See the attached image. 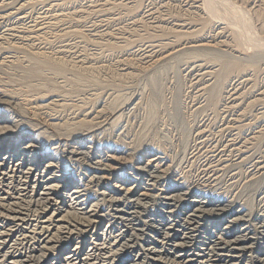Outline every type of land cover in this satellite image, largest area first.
Returning a JSON list of instances; mask_svg holds the SVG:
<instances>
[{"label":"rangeland","instance_id":"obj_1","mask_svg":"<svg viewBox=\"0 0 264 264\" xmlns=\"http://www.w3.org/2000/svg\"><path fill=\"white\" fill-rule=\"evenodd\" d=\"M263 7L264 0H0V95H5L0 96L2 99L0 103L5 109L3 116L10 122H16L19 127L25 125L27 130L30 128L33 130L39 126V123H42L40 126L43 125L44 130L43 128L42 130L47 133L45 136L43 134L40 139L46 140L50 144H46L47 148L51 147L52 150V152L46 153V158L54 164L57 171L59 170L58 176L64 175L69 181L74 182L75 186L80 187L93 198L94 204H98L96 205L100 208L99 215L101 213L104 221H102L100 230H103L107 222L113 221V218L117 216L116 213H113L114 207L110 206L111 202L108 201V197L101 196L106 188L103 185L102 175L105 173L103 177L105 175L107 177L108 172L104 167L102 168L101 163L97 165L99 159L81 158L75 160V158H69V160L56 148L55 143L68 140L66 142L71 144L77 139L72 137L73 133H75L73 136L78 137L82 134L78 135L81 130L85 131L83 128L88 129L89 126L99 122L93 121L94 123L91 122V124L87 122L88 118L85 121L83 118L86 112L88 116L89 112L91 115L103 107L101 119H104L105 114L110 113L114 108L119 109L118 123L115 121L98 132L93 131L94 133H91L92 135L83 142L85 146L99 148L98 151L103 155L112 153L111 155L115 158H123L121 164L116 168L124 173H132V168H134L133 173L138 170L142 171L144 167L142 161L148 156L147 152L148 154L156 151L164 152L172 164L178 166L181 161H185L186 154L193 151V161L190 164L194 163L195 165L189 167V172L191 170L194 173L192 175L191 172L186 173L187 176L188 174L189 177L191 176L188 181L193 180L192 188L210 198L238 196L236 198H240L244 203L248 202L245 205H251L252 201L250 207L252 211L248 208L251 214L247 212L246 214L249 215L246 218L242 217L244 223L242 222L243 225L240 227L250 225V227L253 226V229H257L260 223L255 221L254 198L264 188V104H262L264 103V52L260 51V49L264 50ZM236 35L241 37V40ZM192 41L205 42L208 46L198 49L199 51L190 49L187 46ZM256 42L258 45L255 44ZM209 44H211V48ZM149 45L157 46L159 53L167 54L164 57L165 60L164 58L158 60L144 58L143 52ZM29 56L34 58L31 57L33 62ZM155 61L159 62L155 63ZM194 63L200 66L191 69V65ZM229 65L234 67L227 68ZM198 70H200L199 73ZM232 91L238 96L240 95L237 102L236 99L233 102L232 96H229L233 93ZM41 97L59 99L63 102L61 101V106H59L60 102V104L57 103L58 107L54 105V108L52 106L51 109L36 113L32 107L39 104L38 98ZM127 103L128 106L125 105ZM51 115H58L62 119V123L67 124H63L64 130L59 127L61 123L53 128L54 126L51 127L45 122ZM81 121L85 122L84 126H82L84 123L79 125L78 122ZM86 123H89V126H86ZM96 126L97 124L93 126V129ZM201 131L204 134L202 133V137L201 134L198 137L197 134ZM61 135H64V138ZM234 138H237L236 142L245 143L243 156L245 158H242L239 166L233 168L234 171H230L231 167L230 170L224 169L214 184L204 185L205 183H201L204 180L201 170L208 165L209 161H213L212 157L217 154L214 149H212L213 152H209V150L212 147L220 150ZM71 146L73 145L71 144ZM226 149L227 156L230 149L228 147ZM232 153L235 155L234 152ZM234 158L237 159V157ZM139 160H141V164ZM257 164L260 168L255 172L256 177L250 184L248 182L245 185L242 180L239 181L241 178L244 179L248 172H254ZM101 169L103 172L100 171ZM230 173L235 174L237 180L234 179V181L239 186L236 184L235 187L230 188L229 185L233 179ZM196 178L203 179L200 182H195ZM150 182L152 183V181ZM3 184L4 186L1 185L0 188L5 190L7 184ZM9 188H14V190L9 189L12 193L19 190L16 184L10 185ZM19 192H21L18 193L19 196L22 197L19 200L9 198V202L13 201L14 204L16 202L17 205L15 208L13 207L14 209H18L21 204H24L23 209L10 214L8 211L3 212L4 214L0 213V238L2 237L0 246L5 247L3 252H10L15 248L16 250L20 249V243L16 242L17 238L20 239V236L18 237L20 232L16 233V238L9 236L12 221L27 216L29 218L38 217L37 213L42 211L41 208L38 212L34 211L31 203L32 198H29V194L23 196L20 195L22 191L19 190ZM155 199H142L136 200V202L135 199H132L136 209L135 220L142 226L140 227L142 231L140 230L141 232H138L136 237L127 235L123 239V242L128 244L130 242L132 245L129 244V246H133L132 248L135 249L134 252H131L130 258L128 257V259L136 260L132 264L171 263L166 256L165 248L156 246L153 242L158 239L155 233L160 231L165 235H171L170 230H157L159 229L157 223L161 220L158 217L166 216L165 213L173 211L174 208L168 209V206L162 201ZM138 212L143 217L151 216V220L154 222L147 224L149 217L141 218ZM28 213L29 215H27ZM68 217L73 218L71 214ZM245 219L249 221L246 223ZM225 220L232 221L234 219L225 218L223 221ZM149 224L153 225L151 229L147 228ZM75 226L73 232L77 233L76 235L79 234L76 238L80 237L77 242H87L89 235L87 234L83 240L84 229L79 224L77 227ZM120 228L116 230L117 234L122 231ZM146 228L147 230L144 231ZM114 233L116 234V232ZM118 248L116 250L121 252V248ZM139 255L143 257L138 259ZM257 258L263 260L261 256ZM1 259H5V262ZM6 259L5 256L0 255V262L6 263ZM111 261L113 262V259ZM17 262L13 264H23L20 260ZM8 263L12 264V261Z\"/></svg>","mask_w":264,"mask_h":264},{"label":"bare ground","instance_id":"obj_2","mask_svg":"<svg viewBox=\"0 0 264 264\" xmlns=\"http://www.w3.org/2000/svg\"><path fill=\"white\" fill-rule=\"evenodd\" d=\"M102 3H103V1H102ZM206 3H207V1H206ZM120 5H122V4H120ZM261 8H262V6H261ZM106 10H108V9H106ZM253 11H254V9H253ZM139 19H141V18H139ZM259 19H260V17H259ZM138 24H140V23L138 22ZM263 25H264V23H263ZM181 26H183V25H181ZM184 26H185V24H184ZM51 29H53V28H51ZM224 30H225V27H224ZM245 36H246V34H245ZM38 37H37V39H39ZM236 37H238V36L236 35ZM238 38L240 39L241 37H238ZM255 41H257V40H255ZM253 43H250V44L253 45ZM255 44L258 45V42H256ZM210 45L211 44H209V46ZM207 46L208 45L205 42L204 43H201V42L198 43L196 41H192V42L188 43L187 47L190 49H195V50L197 49L198 50V49L203 48V47L206 48ZM156 47L151 46V45H149L147 48L145 47L146 48L145 51L143 50L144 51L143 52L144 58H150V59L155 58V60H158L160 58L166 57L167 54L164 55L161 52L159 53L157 51ZM182 47H183V45H182ZM210 48H211V46H210ZM261 48L263 49V45ZM190 49H189V51H190ZM179 51H180V49H179ZM260 51L264 52V50L262 51L261 49H260ZM181 52H183V51H181ZM30 53H31V51H30ZM168 53H170V52H168ZM32 56H34V55H32ZM26 57H28V56H26ZM31 57L29 59H31ZM38 57H41V56L38 55ZM214 57H215V55H214ZM217 57H219V56H217ZM32 59H34V58L32 57ZM164 60H165V58H164ZM47 61H49V60H47ZM76 61H79V60H76ZM32 62H33V60H32ZM52 62H53L52 64H54V61H52ZM158 62L155 61V63H158ZM198 63H199V61H198ZM39 64H41V63H39ZM55 64H58V63H55ZM253 64H254V62H253ZM45 65H47V64L45 63ZM76 65H78V64H76ZM195 66H200V65L199 64L195 65V63H194L193 65H191V69L195 68ZM58 67H59V65H58ZM231 67H234V66L229 65V67H227V68H231ZM82 68H83V66H82ZM196 68H198V67H196ZM192 71H194V70H192ZM129 72H130V70H129ZM197 72L199 73L200 70H198ZM90 74H91V72H90ZM97 74L99 75V72ZM57 75H59V74H57ZM241 78H243V77H241ZM242 80H245V79H242ZM246 82H248L247 79H246ZM213 91H214V89H213ZM0 96L3 97L5 95L2 94ZM229 96H232L233 102H234V99H236L235 101L237 102L238 97L240 95L238 96L236 93L233 92ZM46 98H44V97L38 98L39 104L38 105L36 104L37 106L35 105V107H32V109L36 113L37 112L39 113V111L45 110L48 108L51 109L50 107H52V106L54 108V105L58 107L57 103L60 104V102L62 101L59 99L53 100L51 98L50 99L49 98L46 99ZM0 100H2V99H0ZM1 102H3V101H1ZM62 102L59 106L62 105ZM262 104H264V103H262ZM125 105L128 106V103ZM235 105L237 106V104H235ZM29 106H30V104H29ZM232 106H233V104H232ZM0 107H2V108H0V186L1 185L4 186L3 183L7 184V186L5 185V187H7V188H5V190L0 188V213H3V212L6 213L8 211V213L10 214L14 211L17 212V210L19 211V210L23 209L24 204H21L22 205V207H21V205L19 203L20 208L14 209L15 206L17 205L16 202H15V204L13 201H12L13 204L11 201L9 202L10 199L11 200L12 199H18L19 200L22 197V196L20 197L18 194V193H21V192H19V190L22 191V194H20V195L24 196L28 193L29 198H32L31 203H32L34 211L37 210V212H38V210L40 208L42 210L41 213H37V214H39V216L38 217L35 216L36 218L35 217L33 218V216L31 218H29L28 216L27 217L21 216L22 218H16V220H15L14 219L15 217L13 216L14 217L13 219L15 221L14 222L12 221V224L10 226L11 228L9 230V232H10L9 236L11 238H16V236H15L16 233L18 231L20 232L19 233L20 235L18 234V237L20 236V239H18V238L16 239V242L18 241L20 243V249L16 250V248L14 247L15 249H12L10 252H3L5 247L0 246V255L5 256V258H7L6 263H4L5 259L4 260L1 259L4 262L1 261L0 264H11V263H8L9 261L10 262L12 261V264H13L14 262H17L19 260L23 264H27V263L31 264L32 262H34L35 264H132L136 260H133L132 258L128 259V257L130 258L131 252H134L135 249L132 248L133 246L132 247L129 246V244L132 245L129 241H128L129 242V244H128L126 242H123L124 241L123 239L127 235H132V237L135 235V237H136L137 233L142 231L140 228L142 226H140L138 221L135 220L136 217H134L135 213H136L135 212L136 209L133 205L134 203H133L132 199H135L134 201L136 202V200L137 201L142 200V199H150L151 200V198H156V199L162 201L166 206H168V209L174 208V210H175L174 211L173 209H171L173 211H170V212L167 211L168 213H165L166 212L165 211L164 213L166 214V216L161 215L160 217H158L161 220L157 223V226L159 227V229H157V230H170L171 235H165L162 231H160L157 234L155 233V235L158 237V239L154 240V242H153L156 246H159L161 248H165V250L167 252L166 256L168 257V259L171 262L170 264H264V188L260 192L258 191L259 193L254 198V201H255V203H254L255 204V207H254L255 211L254 212H256V216H255L256 220L255 221H257L258 224L260 223V226L257 229H253L252 228L253 226L250 227V225L246 226V227L244 226L245 228L240 227L241 225H243L242 222L244 223V218H246V216L251 214V212L249 210L251 209V211H252V208H250L252 205V201H251V205H249V204L245 205L246 201L244 203L243 201L240 200V198L239 199L236 198L238 196H236V197L224 196V197H220V198L213 196L214 198H210L208 196L203 195V193H201L199 190L197 191L195 188H192V185H194L193 180L188 181V179H190L191 176L189 177V174L187 176L186 173H190L191 170L189 172V167L190 166L193 167V165H195L194 163H193V165H192V163L190 164V162L193 161L192 160L193 151L187 153L185 156V161L184 162L181 161L182 164L180 163V165H178V166H175L174 164H172V162L169 160L170 158L164 152L156 151L155 153L150 152V154H148V152H147L146 155H148V156L145 157L144 160L142 161V164L144 166L142 171L138 170L137 172L133 173L134 168H132L133 169L132 173H124L122 171H121L122 172L121 173L119 168H116V166H119V164H121L123 158H121V159H120V157L115 158V156L111 155L112 153L109 154L108 152H107L108 154L103 155L102 152L98 151L99 148L97 149V148H94L92 146H85V144H83V142L86 141L87 138L92 135L91 133H94L95 131L98 132V131L102 130L103 128L107 127L108 125L115 123V121L117 122V120H119V119H117L119 117V115H118L119 109L114 108L111 111L109 110L110 113L108 112V114H105V112H104V114H105L104 119H101L102 118L101 114H103V110H104L103 108L104 107L101 109L97 108L98 110H96V112H94L91 115L89 112L88 116H87L88 113L85 111L86 114H85L83 119H85V121H86V119L88 118L89 121H87V122H89V123H91L93 121H96V122L99 121L98 123L93 122L94 123L93 126L96 124H97V126L93 129L92 125L90 127L89 123L88 124L86 123V126H89V128L88 129H85L86 127L83 128L85 131L81 130V132H79V134H78V135H80L82 133L80 136L75 137L76 135L73 136V134H75V133L72 134V137L77 138L75 140L69 135L74 140L71 143L73 146H71V144H68L66 142L68 140L63 141L62 143H59L56 140L58 143L56 142L55 145H56V148L59 149L61 154H64L66 156V158H68V159L69 158L70 159L75 158V160L81 159V158L82 159L93 158L94 160L99 159L98 164L97 163L96 164L99 165L101 163L102 168L104 167V169L108 172V173L106 172L107 177H106V175H105V177H103V175L105 173L103 175L100 173L102 175V181L104 179L103 185H104V187H106L105 191L103 193H101L102 194L101 196L102 197L103 196L108 197V199H109L108 201L111 202L110 206L114 207L113 213H116L117 216L113 218V221L110 220L111 222H109V223L107 222L106 227L103 230H100L101 226L103 224L102 223L103 216L101 215V213L99 215V212H100L99 209L100 208L97 206L98 204L97 203H96L97 205L94 204L93 198H91L88 194H86V192H84L82 189H80V187L75 186L74 182L69 181L67 178L64 177V175L58 176L59 170L57 171V168L54 166V164L52 162H49L48 158H46L47 157L46 153H48V151L52 152V150L50 149L51 147L47 148L48 145H50V144H48V142H46V140L44 141V139L43 140L40 139V137L43 134L45 136L47 133V132L43 131L44 126L43 125L40 126V124H42V123H39V124L37 123L39 126L36 125L37 127L36 128L34 127L35 129H33V130H31L32 128H30V130H27L25 125H22V127L21 126L19 127V125H17L16 122H10V121L6 120V117L3 116L4 115L3 113H5L4 112L5 109H3L2 103H0ZM30 111H32V110H30ZM93 111H94V109H93ZM123 111H124V109H123ZM31 113H33V112H31ZM119 114H120V112H119ZM29 115H31V114H29ZM37 116L39 117V115H37ZM45 122L48 123V125L51 127L54 126L53 128H56L58 125H60V123H61V125L59 127H61V128H63L64 125H67L65 122L62 123V119H60L58 115L57 116L51 115L50 117L47 118V121L45 120ZM81 122H78V123H80L79 125H82L84 123L82 125V126H84L85 122L84 121L82 123ZM35 124H36V122H35ZM69 127H70V125H69ZM42 128H43V130H42ZM61 128H59V129H61ZM262 128H263V126H262ZM62 130H64V128ZM57 132L59 133V131H57ZM237 132H238V130H237ZM202 133L204 134V132H202V131L199 132V134H197L198 137L200 136V134L202 137ZM93 135H95V134H93ZM233 135H235V134H233ZM61 136H62V138H64L63 137L64 135H61ZM39 139L42 141H40ZM43 141H44V143H43ZM48 141H49V139H48ZM236 141H237V138H234L231 142H228V144H226L220 150H217V149H215V147H212L209 150V152H211L212 149H214V151H216L217 154H215L216 156L212 157L213 161H209L208 163L206 162L208 165H206V167L203 170L200 169L201 175L204 177V180L202 181L203 178L201 180H198L196 178L194 181L195 182L196 181H198V182L202 181L201 183H203V184L205 183L204 185H209L212 183L214 184V182H216L215 180L220 175H222L220 173L224 169L230 170V167H231L232 169L230 171H232L234 167L239 166L238 164L241 162L242 158H245V157H243L245 154V151H244L245 143H243L241 141H239V142H236ZM46 144H48V145H46ZM226 147H228L230 149L227 156L225 154ZM232 152H234L235 155H232L233 154ZM123 153H125V152H123ZM57 154H55V155H57ZM234 157H237V159H235ZM59 158H61V157L59 156ZM194 160H196V159H194ZM140 162H141V160H139V163ZM124 163H126V162H124ZM136 166H139V165H136ZM144 168H145V170H144ZM259 168H260V166H259V164H257L254 168V170H255L254 172L253 171L248 172L247 176L244 179L241 178L242 177L241 176L240 177L241 179L239 181L242 180V182H244V184L245 183L248 184V182L250 184V182H252V180L255 179V177H256L255 172H257L259 170ZM97 169H99V168L97 167ZM193 170H195V169L193 168ZM100 171H102V169ZM183 173H185V174L183 175ZM193 173L191 172V175ZM231 175H232L233 179H232L231 183L229 181V183H230L229 186H230V188L231 187L233 188L236 186V184L238 185V183H236L234 181V179L236 178L235 174H231ZM97 177H99V176H97ZM192 178L194 179V177H192ZM235 180H237V179H235ZM150 181H152V183ZM225 182H227V181H225ZM15 184L18 186L19 190L17 192L12 193L9 189L14 190V188H9V187H10V185H15ZM247 184H245V185H247ZM241 185H243V184H241ZM229 186H227V187H229ZM14 187H16V186H14ZM215 188H217V187H215ZM22 201H24V200H22ZM25 201H27V200H25ZM28 202H30V201H28ZM248 208H249V210H248ZM63 212H64V214H63ZM247 212L249 213L248 215L246 214ZM29 213L27 215H29ZM66 213H67V215H66ZM70 214H71V217H73V218L68 217ZM138 215H139V217L144 218V219H146V216H147L146 215L143 217V215H141L140 213ZM3 217H4V215H3ZM147 217H149V215ZM166 217H169V218H166ZM242 217H244V218L242 219ZM164 218H165V220H164ZM223 218L224 219L225 218H228V219L231 218L234 220L223 221L224 220ZM72 220H74V221H72ZM247 221H249V220L245 219L246 223H247ZM151 222H154V221L151 220V216H150L146 223L148 224ZM78 224L80 225V227L82 229H84L83 230L84 236L82 239L84 240L86 235L87 234L89 235L87 242H85V243H84V241H82L81 243L77 242V239H79L80 237L76 238V236H78L79 234L76 235L77 233L75 234L73 232L75 230V229L73 230L74 225H76L75 227H77ZM152 224H154V223H152ZM152 224L147 225V228L151 229L152 228L151 226H153ZM3 226H4V224H3ZM210 226H212V227H210ZM119 227H121L120 229L122 231L117 234L118 231H116V230H119ZM147 228L144 229V231H146ZM114 232H116V234ZM1 238H0V242H2ZM88 240H89V242H88ZM3 242H4V240H3ZM13 242H12V244H13ZM0 245H1V243H0ZM114 247H116V248L120 247L121 252L117 251L116 248H114ZM55 254H57V255H55ZM141 256L138 257V259H141ZM258 256L263 257V260H260L259 258H257ZM114 258H115V260H114ZM112 259H113V262L111 261ZM7 260H9V261H7Z\"/></svg>","mask_w":264,"mask_h":264}]
</instances>
